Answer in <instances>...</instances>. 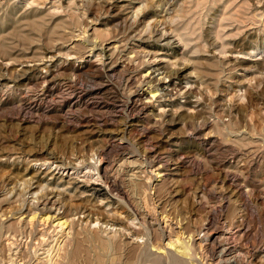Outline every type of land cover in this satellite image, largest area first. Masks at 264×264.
<instances>
[{"label":"rangeland","instance_id":"rangeland-1","mask_svg":"<svg viewBox=\"0 0 264 264\" xmlns=\"http://www.w3.org/2000/svg\"><path fill=\"white\" fill-rule=\"evenodd\" d=\"M58 1L0 0V47L3 48L0 51V77L1 83L7 85L4 89L0 87V210L9 204L21 208L25 202L24 196L17 203H9V183L24 174L27 177L36 174L41 183L48 180L52 182L51 185L62 182L65 187L69 185L71 191L78 188L79 192H85V199L82 200H86L91 206L95 204L105 219H101L100 224H90L82 222L83 216L79 214L73 218V230L42 226L44 229L40 226L37 230H41L42 234L37 238L30 235V231L22 234V229L16 228L17 226L9 231L3 228L0 232V264H89L91 259H95L96 252L86 257L83 251L92 245L90 241L94 239L104 240L110 245L107 250H102L98 242L94 243L103 264H109L116 256L122 264H148V260L156 252L152 245L157 246L159 242L158 246L163 250L168 240L153 235L151 224L141 221L136 209L146 210L153 218L162 219V226L166 222L167 226L172 223L173 240L179 233H184L186 237L192 232L197 238L205 239L204 228L207 223L212 221L220 226L222 218L227 215L229 221L234 219L244 223L246 232L243 239L251 247L262 248L264 131H252L248 106L252 98L253 108L264 119V74H261L264 67V0H244L247 2L238 13L241 29L228 33L224 38L226 54L214 50L219 41L209 32L216 24L218 14L215 13L217 7L211 3L205 4L204 10L196 11L195 0H152L150 31L133 39L142 25L130 28L134 18L129 23V19H125L131 17L134 10L146 0H108L110 3L107 8L103 6L102 0H75L76 6H72L74 9L65 7L69 0ZM76 9L80 14L78 24L61 26L72 22L71 14ZM175 15L177 17L173 21L172 16ZM199 21L201 23L196 24ZM95 22L97 29H106L111 33L112 41L123 46L121 50L126 48L124 55L132 56L130 66L134 76L139 71L146 73L148 66H142L135 53H132L133 45L139 51L145 46L153 52L159 50V55L170 54L172 61V64H165L163 71L156 70L162 65L151 66L149 85L142 86L140 76L136 77L131 87L127 86L125 80H117L112 73L109 78L104 79H109L115 88L124 90L126 97L134 89H139V93H145V101L148 100L145 99L147 94L152 96L150 90L158 89L157 97L151 98L153 104L149 109L150 118L141 121L139 126L130 128L126 133L130 144L127 148L135 154L133 164L124 163L122 156H116V153L110 159L114 164L115 174L126 184L130 201L117 198L102 181L93 180L97 176L95 168L100 164L97 148L109 142L105 134L104 137L100 135L92 139V149L84 143L88 135L92 134L89 131L93 128L95 130V125L97 129H115L121 125L126 115L115 104H107L101 98H86L78 107L76 103H80V100L75 97L66 106H62V99H58L55 92L63 89L66 78L71 77L72 68L81 74L79 79L82 80L79 83L91 87L92 82L86 80L85 76L103 70L104 63L109 64L108 47H89ZM235 26H238V22L233 23L230 29ZM193 31L195 34H192ZM177 32L189 39L188 46L180 48L184 58L175 57L174 50L160 49L163 42L157 41L162 34L168 39ZM142 41L150 42L141 47ZM78 43L79 46L73 48ZM198 45H202L200 51L196 50ZM79 56L84 58L79 60ZM125 59L126 57L122 64L129 66ZM242 68H247L248 71ZM52 98L57 103L50 105L47 102ZM84 104L91 108L88 109ZM113 121L116 123L113 124ZM94 149L96 152H93ZM52 157L75 169L70 170L69 175L60 170L50 180L51 175H45L50 167L47 161ZM34 160H39L38 165H35ZM51 166V170H54L55 164ZM160 170L164 176L158 177L156 174ZM41 172L45 174H40ZM92 174H95L94 178ZM87 180L91 182L88 183ZM134 182L138 185L133 184ZM222 185L227 189L240 190L241 195H229L227 201H223L225 205L221 206L218 186ZM230 207L235 208L232 215ZM1 220L0 225L3 223ZM10 236L15 241L12 246L5 242L6 237ZM76 240L82 242V254L72 260L70 254L77 244ZM203 243L207 244V241L203 240ZM170 248L171 250L166 248L162 254L176 251L174 247Z\"/></svg>","mask_w":264,"mask_h":264},{"label":"bare ground","instance_id":"bare-ground-1","mask_svg":"<svg viewBox=\"0 0 264 264\" xmlns=\"http://www.w3.org/2000/svg\"><path fill=\"white\" fill-rule=\"evenodd\" d=\"M58 2H61V0H59ZM117 2H119V1H117ZM145 2L142 5H140V7H138L137 9L134 10V12L131 15V17H126V19H125L126 21L129 19L128 20V23H129V21H131V19L134 18V21H132V23L129 26L130 28H133L135 25H137V27L139 26V24L142 25L141 29H138L140 32L139 31L135 32V35L132 37L133 39H135L137 37H140L143 32L150 31V28H151V25H150V22L151 21H149V19H150V17H152L151 16V13H150L151 12L150 5H151L152 0H146ZM246 2L247 1H244V0H195V3H196V5H195L196 6V11L204 10L205 4H207V3H211L212 5H214L215 7H217V9L215 11V13L218 14L217 15L216 24H214V26L210 29V32L209 33L210 34H214V38L219 41V44L216 45L217 49H214V50H218L221 54H224L226 52V42H225V39L224 38L228 35V33H232L234 30H238L239 31L241 29V26L239 24V22H240L241 19H240V17H238V13L243 10ZM102 3L101 4L103 6H105V8H107L109 6V3L110 2L108 0H102ZM42 4H43V2H42ZM66 5H67V6H65L66 8L68 7L69 9L70 8L71 9L72 8L74 9V7H72V6H76V2H75V0H69V2ZM62 7H63V5H62ZM77 9L75 10L76 12H72V14H71L72 22L71 23H68V25L62 24L61 26H66L67 27L69 25L78 24V21H79L78 16L80 14L78 15ZM104 11H106V10H104ZM78 12H80V11L78 10ZM154 13H155V11H154ZM176 17H177V15H175L174 17L172 16L173 21H174V19ZM114 19H115V17H114ZM251 20L253 21V19H251ZM152 21H153V19H152ZM196 21H198V20H196ZM92 22H94V21H92ZM96 22H95L94 32L91 35L92 39L89 40V43H90L89 45L90 46L89 45L88 46L91 49H94V48H96L98 46H106V47H108L109 54H108L107 59H109V64H105L104 63V65L102 66V67H104L103 70H98L96 72L87 74L85 76L86 77V80H89V81L92 82L91 87H89V85H84V86L81 85L79 83V80H82V79H79L81 77V74L79 73V71H77L76 69L72 68L71 69V77L66 78L65 84L62 86L63 89L62 90H55V92H57V98L58 99H62V102H60V104L62 106H66L69 103L70 99L71 98H75V97H77L80 100V103H76V104H78L77 105L78 107H79V105L81 106V102L83 100H85L86 98H91V99L101 98V99L107 101V104H109V103L115 104V106H117V108H119L120 111L124 115H126V118L125 119L123 117L124 120L121 123V125L120 126H117L115 129H109V130H104L102 128L97 129L98 127L96 128V125H95V130L93 128V129H91V131H89V133L92 132V134L88 135V137L86 138V140H85L84 143H86L87 146H89V148L92 149V147H93L92 139L95 136H97V137L99 136L100 137V135L103 136V134H105V136L109 140V142L106 143L105 145L99 146V148L96 147L97 148V151H98L97 152L98 153V156L100 157L99 158L100 164H97L99 166L95 168V170L97 172L96 173L97 176L93 180H100V181H102L105 184V186L107 187V189L109 190V192H111L112 194L116 195L117 198H119L121 200H128V201H130V198L131 197H130L129 191L126 189V184L124 183V180H121L116 175L117 173L115 174V171L116 170L114 168V164H112V161L110 159L112 158V156L114 155V153H116V156H118V155L119 156L120 155L122 156V158L124 159V163H129V165L130 164L131 165L133 164L134 161L132 159H133V156L135 154L132 153L131 151H129L128 148H127V145H130V144L128 142V138L126 137V133L129 131L130 128L139 126V124L141 123V121L143 122V121H145V120H147V119L150 118V116H149V109L151 108V104H153V101H152L151 98L157 97V95H158L157 94V90L158 89L157 90H150L149 93L152 94V96L150 95V97H149V95L147 94V96L145 97V99H148V100L145 101L143 99V95H145V93H142V94L139 93V89H134L131 93H129L128 97H126L124 90H121L119 88H115L114 85L112 84V82L109 79H107V80H104V79L105 78H109L110 73H112L116 77L117 80H122L123 79V80L126 81L127 86L128 87H131L135 83L136 77L137 76H140V83L143 84L142 86H145V85H147L150 82L149 81L150 80V76H149L150 71L149 70L152 69L151 66H153V65H162V67H158L156 69V70L160 71L162 69L163 70L165 69V67H166L165 64H172L171 63L172 61H171L170 54H167L166 53V54L159 55V53H158L159 50L154 51V52L151 51V50H147V48H145L144 45H146L150 41H147V42H144V43L142 41L141 47L144 46L143 49H141L139 51V49L137 50V48L133 45V47L131 48V51H132V53H135L134 54L135 57L139 60V62L141 63L142 66H144V65L148 66L147 67V72L144 73L145 71L144 72H140L139 71V73H137V75L134 76V74L131 72L132 67L130 66V64L132 62V60H131L132 59V56L129 57L127 54L124 55V53L126 52V48H124V49L121 50L120 48L123 47V46L122 45H118L117 44V41H115V40L112 41L113 37H110L111 33H109L108 30H106V29L105 30L97 29L96 28V25H97ZM236 22H238V26L237 27L235 26L234 29H230V26H232L233 23H236ZM200 23L201 22L199 21L196 24H200ZM99 24L101 25V23H99ZM155 24H157V23H155ZM126 25H127V23H126ZM83 27H84V25H83ZM201 27H203V26H201ZM176 31L177 30H174V32H176ZM195 31H197V30H195ZM195 31H193L192 34H195ZM80 35H82V34H80ZM199 37H201V34L199 35ZM128 38H130V36ZM77 39H80V38H77ZM129 40L130 39H128V41ZM188 40L189 39H185L183 37V35L181 33H178V32H177L176 35H174L173 37H169L168 39L164 38V35L163 34L160 35L159 38H157V41L163 42V44L160 45V47H161L160 49H163V50H165V49H167V50L168 49L174 50V54L173 55L175 57L180 56L181 58H184V55L182 53H180V48L181 47L186 48L188 46V43H187ZM215 44H213V45H215ZM71 45H72V43H71ZM1 46L3 47L4 45H1ZM76 46H79V43H78V45L75 44L73 46V48L76 47ZM234 46H235V44H234ZM201 47H202V45H198L196 47V50L197 51H200L201 50ZM84 48L87 49L88 47L87 46H84ZM1 50H3V48L0 47V51ZM5 51H4V54L7 56L8 54ZM236 53H234V54H236ZM67 55H71V54H67ZM100 55L101 54L99 53L98 56L100 57ZM124 57H126L125 60H128L129 66L122 64L123 62H125L123 60ZM78 58L80 60V59H82L84 57L79 56ZM232 59H233V57H232ZM235 61H236V59H235ZM242 69L244 71H248L247 68H242ZM151 74H152V72H151ZM261 74L262 75L264 74V67H262V69H261ZM73 77H75V79H73ZM1 81H2V79L0 77V87H2L3 89L6 88L7 85L2 84ZM50 84H51V82H49V84H48L49 87H50ZM54 85H56V84H54ZM47 92H49V91H47ZM27 94H29V93H27ZM14 98H15V96H14ZM149 98L151 99V101H150ZM35 99H36V97H35ZM55 100H56L55 98H52L50 101L47 100L48 101L47 103H49L50 105H53L54 103H57ZM18 102H19V100H18ZM84 106L87 107L88 109L91 108V106L90 105H87V104H84ZM248 107L250 108V112H251L249 114L250 115L249 116V126L251 127V129H252L253 132H256V133L263 132L264 131V119L261 117L260 113L258 111H255V109L253 108L254 107V102L252 101V98L249 101V106ZM121 116H122V114H121ZM170 119H171V117H170ZM176 120H178V118ZM165 122H167V121H165ZM115 123L116 122L113 121V124H115ZM55 134H56V132H55ZM93 152H96L95 149H94ZM93 152H90V153H93ZM144 154H145V152H144ZM49 155H47V156H49ZM140 156H142V155H140ZM143 157H146V156H143ZM3 160H4V158H3ZM52 160H54V161H52ZM34 161H36L35 162L36 163L35 165H38L37 162L39 160H34ZM78 161H79V158H78ZM142 161H144V160H142ZM47 162L49 163L50 167L48 168L45 176L51 175L50 180H52L53 177H55L56 175H58L59 172H60V170H63V172H65V173H67V175H69L70 170H74L75 169V167H73V166L64 165L63 163H61V161H56L55 157L50 158ZM118 163H119V161H118ZM54 164H55V168L53 167L54 170H51V167H52L51 165H54ZM72 164H74V163L72 162ZM137 164H138V162H137ZM135 165H136V163H135ZM176 166L178 167V165H176ZM139 169L140 168H138V170ZM147 169H146V171H147ZM37 170H38L37 174H39V171H40L39 168ZM229 170H231V169H229ZM135 171H137V170H135ZM65 173H63V174H65ZM40 174H45V173L44 172H41ZM134 174H135V172H134ZM136 174H138V173H136ZM77 175H79V174H77ZM156 175L158 177H161V176H164V173H162V171L160 170V172H158V174H156ZM238 175H240V174H238ZM94 176H95V174H92V178H94ZM135 177H137V176H135ZM40 179H42V178H40ZM170 180H171V176H170ZM147 181H149V179H147ZM86 182L90 183L91 180H87ZM50 183H52V182H50L49 180L46 183H41V181H39V176H37L36 174L32 175V177H27V174H24L22 177L16 179L14 182L9 183V184H11L10 190L8 189L9 192H8V196H7V198H10L11 199V201L9 203H17L18 199L21 196H24V199H25L24 201L25 202H24V204H23V206L21 208H17V207L12 206V204H9V206L3 208L2 211L0 210L1 211L0 217L2 218V220H1V218H0V220L3 222L2 225H0L1 226L0 232L3 230V228L4 229H7L9 231L12 228H14V227L17 226L16 228L20 227L22 229V234H25L28 231H30V235H33L34 238H37V237L40 236V234H42L41 230H37V229L40 228V226L41 227L42 226H44V227L54 226L56 229L59 228V229H62L63 230L64 228H66V229L68 228L70 230H73V225L75 224L73 218H74V216L79 215V214L83 216L82 222L83 221H86V223H90V224L91 223L100 224L101 219L102 220L105 219V216L103 214H100L99 209L97 207H95V204H94V206H91V205H89V204L86 203V200H82L84 198L83 194L85 192H79L78 191V188H76L73 191H71L70 187H68L69 185L67 187H65V184H63L62 182H56L55 185H51ZM67 183H69V182H67ZM155 183H156V181H155ZM133 184L138 185V183H136V182H134ZM218 185H220V184H218ZM225 187H223V185L222 186H218V191H219L218 194H219V196H221V200H220L221 206L222 205L223 206L225 205L224 202L227 201V197H229V195L230 196H237V195L240 196L241 195L240 190L238 191V190H234L232 188L231 189H227ZM153 188H154V186H153ZM251 190H252V188H251ZM147 192H148V190L146 191V193ZM137 194H138V192H137ZM225 196H226V198H224ZM240 207H241V205H240ZM212 208H214V207L212 206ZM148 210H150V209H148ZM177 210H180V208L177 209ZM160 211H161V209H160ZM229 212L232 215L235 212V208L230 207L229 208ZM136 213L142 219L141 221H143L144 223H150L151 224V228L153 229L152 230L153 231V235L155 234V236L157 235L161 239L168 240V242L166 244V248L167 249H170L171 250L170 247H174L175 250H176L175 251L176 253L173 252V251H170V253H168L169 252L168 251L166 255H163L162 253L166 249L165 247H164L165 249L162 250V247H159L158 246L159 242H158L157 246L156 245H152V247H154L156 249L155 250L156 252L152 254V258H150L148 260V264H264V246L262 248H260V249L258 247H255V246H252L251 247V245L247 242V240L243 239V235L246 232V231L244 232V230H246V226L244 225V223H239L237 221H234V219H231L229 221V218H228L227 215L224 218L220 217V218H222V221H221L222 223H221L220 226H217L212 221H210V222L207 223V226L204 228V230H205V234H204L205 239L197 238V235H192L193 232L191 233V235H189V236L187 235L186 237H184V235H183L184 233L180 234L178 232L179 235L177 233L176 235H178V236L176 237L175 240H173L172 236H173V233H174V230H173L174 228H173V225H172L171 221H170L171 224H169L168 226L166 225V224H168V222H166L165 225L162 226V223H161V220L162 219L159 220L157 218H153L151 216V214L149 212H147L146 210L136 209ZM104 214L106 215V213H104ZM155 214H156V212H155ZM180 216H182V215H180ZM172 218H174V217H172ZM180 218H182V217H180ZM165 219H166V217H165ZM112 220L116 221L115 219H112ZM164 220H163V222H164ZM178 225L179 224H177V226ZM44 227H42V228H44ZM177 228H179V227H177ZM180 228H182V227H180ZM130 239H132V238H130ZM13 240H14V238H12L10 236L8 238L6 237V241L5 242H6L7 245L12 246L13 243L15 242ZM203 240L204 241H207V244H204L203 243ZM35 241H38V240L36 239ZM76 242H77V244H76V246L74 247L73 251L70 254L72 260L74 258L78 257L80 254H82V251L80 250L81 249L80 245H82L81 244L82 242L77 241V240H76ZM90 242H91L92 245L89 246L87 249H85L83 251V252H85L84 255L86 257L87 256L90 257L93 252H96V255L94 256L95 259L94 260L91 259L89 261V264H103V259H102L101 255H99L97 253V249L98 248L96 246H94V243H97L98 242V246L102 250H107V248L110 245H108L106 243V241L101 240V239H98V240L94 239V240H91ZM90 242H88V243H90ZM162 244H164V243H162ZM174 248H172V249H174ZM109 264H122V263L120 262L119 257L116 256V257H113L111 259V261H110Z\"/></svg>","mask_w":264,"mask_h":264}]
</instances>
